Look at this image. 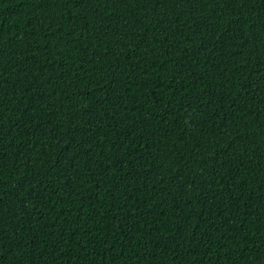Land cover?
<instances>
[{
	"label": "trees",
	"instance_id": "trees-1",
	"mask_svg": "<svg viewBox=\"0 0 264 264\" xmlns=\"http://www.w3.org/2000/svg\"><path fill=\"white\" fill-rule=\"evenodd\" d=\"M0 264H264V0H0Z\"/></svg>",
	"mask_w": 264,
	"mask_h": 264
}]
</instances>
